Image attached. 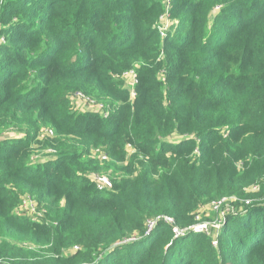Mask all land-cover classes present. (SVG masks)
I'll return each instance as SVG.
<instances>
[{"label":"trees","instance_id":"trees-1","mask_svg":"<svg viewBox=\"0 0 264 264\" xmlns=\"http://www.w3.org/2000/svg\"><path fill=\"white\" fill-rule=\"evenodd\" d=\"M164 1L0 0V127L21 113L29 129L0 142V264H264V0ZM129 71L133 98L117 79ZM31 75L37 92L6 89ZM76 91L107 117L71 115ZM38 119L79 144L34 164ZM109 170L104 191L83 176ZM6 185L35 194L44 221L16 215ZM229 197L215 247L190 227Z\"/></svg>","mask_w":264,"mask_h":264},{"label":"rangeland","instance_id":"rangeland-1","mask_svg":"<svg viewBox=\"0 0 264 264\" xmlns=\"http://www.w3.org/2000/svg\"><path fill=\"white\" fill-rule=\"evenodd\" d=\"M3 2V0H2ZM166 0L163 2L165 3ZM215 13H217V10H214ZM168 24H172L171 21H166V26H168ZM160 25V22L158 21V23L156 24ZM171 26H169L168 28H170ZM3 30V29H2ZM7 40L6 37L4 35L0 34V47L6 46L7 45ZM72 52L69 51L68 52V56L71 57ZM4 56L3 53H0V58H2ZM76 57V56H75ZM31 71H29L30 74ZM124 75V74H123ZM122 76H119L117 79L121 80L122 82V89H131L130 86V82L132 81L131 78H125ZM1 81V80H0ZM38 83H43V81L41 79L36 80L34 79V76H28L26 77L24 80L23 79H19L17 80V85L15 88L12 87V85L10 86V84L7 82L5 83L6 89H14V90H19L18 93H22L25 94L27 92H37V88L36 86H38ZM1 85V82H0ZM5 89V87H3ZM67 100H68V112L73 115L74 117L77 116H96V117H100V118H105L107 117V110H109L106 106V103L102 100V99H95L90 97V95H86L85 93L81 92V91H76V92H70L67 94L66 96ZM8 104V103H7ZM7 107H2L1 108V112L3 114H7ZM18 118L21 119L20 123H16L14 126L12 127H8V128H4V127H0V130H3V132H0V142L4 141V140H9V139H19V138H23L24 137V133L25 131L28 132V127L24 122V116L21 113H18L17 115ZM36 120V116L33 119V121ZM38 123L40 124V131H39V135H38V140L40 141V146L38 148H34L31 154V161L35 164H43L47 161L53 160L55 158L56 155V149L54 146H57V142L63 144L65 142H70V143H75V144H79L77 143L78 141H76L75 137L72 136H68V135H62L58 132L55 131V129L52 127L51 124L49 123H45V119H38L37 120ZM83 141L85 142V144L87 145L86 148H88L89 152V156L90 158L93 159H99L100 157L104 156V150L103 148L100 146L98 148H94L91 145H88L89 141L88 139H83ZM53 144V149L52 147H50ZM34 147V146H33ZM126 152L131 153V148L128 146L126 149ZM128 157V156H127ZM51 162V161H50ZM114 166V169L116 171H118L120 174L123 173V169H124V165L125 162H113L112 163ZM118 168V169H116ZM111 172V170H109V172L107 173L106 176L109 175V173ZM94 174H96L94 171H89L86 172L83 176H86L88 179H92V177L94 176ZM22 187V186H21ZM23 188V187H22ZM5 190L8 193H11L10 198L11 201L14 202L17 205H19L16 201H14L13 196H15L17 198L18 201L21 202V200L28 196L30 197L32 200V204L34 205V201L36 202L35 206H37V210L39 209L40 212L42 211L45 215V205L43 206H38V199L36 197L35 194L31 195L27 192L29 191H25L23 188V191H21L18 187L16 186H11V185H6ZM246 191L248 193H256L258 191V186H253V187H249L248 189H246ZM13 195V196H12ZM33 197V198H32ZM221 200V199H220ZM226 202V206L223 207V209L218 212L215 213L213 211H211V209L209 208V204L207 203L204 205V207L198 209V213H199V217L197 218V221H201V223H205L208 227H210V235L212 238L215 237L217 240V235L219 234V232L217 233V229H212V225L214 222H218V220L222 217V216H226L228 213L226 211H228V208L230 207H235V204H233L235 201L233 200V198L229 197V198H225ZM45 203V202H44ZM16 208V207H15ZM14 208V210H15ZM13 210V212H14ZM42 213V214H43ZM21 218H25L23 216H19ZM45 219V218H44ZM217 228V227H215ZM207 236V235H206ZM7 240L13 242V243H18L20 244L21 241L18 240H14L12 238V236H8L6 238ZM214 239V238H213ZM1 240V239H0ZM4 264H9L8 262L4 263Z\"/></svg>","mask_w":264,"mask_h":264},{"label":"built area","instance_id":"built-area-1","mask_svg":"<svg viewBox=\"0 0 264 264\" xmlns=\"http://www.w3.org/2000/svg\"><path fill=\"white\" fill-rule=\"evenodd\" d=\"M165 4L167 6L168 0H166ZM166 21H169L167 8H166V12L164 13V15L160 17V20H159L160 25H157V30H158V33H159L161 38H163L165 36V33L169 30L168 27L172 25V24H168V26H166ZM123 77L132 79V81L130 82L131 89H129V88L128 89L130 90V97L133 98L134 97L133 86L136 83L135 73H134V71H129V72L125 73L123 75ZM100 159L105 160L106 157L102 156V157H100ZM92 180L95 183L96 189L98 191L108 190V189H111V187H112L111 181L108 178V176H106V175H94L92 177ZM30 199L31 198L28 196L24 197L21 200V202L19 203V205L15 208L14 213L16 215L26 217L29 220H31L32 222L42 223L44 221V213L42 211L40 212L39 209L37 210V208H36L37 206H35L36 202L34 201L35 204L33 205L32 204L33 202ZM233 200L235 201L233 204L237 203V200L235 198H233ZM225 202H226L225 198L211 202L209 204V208L211 209V211L218 213L223 209L224 206H226ZM233 210H234V207L233 208L230 207V208H228V211H226V212L228 213V212H231ZM223 217L224 216H222L218 220L217 223L214 222L212 225V229L218 230L217 233L221 230V221L223 220ZM165 220L168 224L173 226L172 220H170L168 218H166ZM153 226H154L153 221L147 222L148 231L151 230ZM215 227H217V228H215ZM190 229L195 233H201L204 235H210V233H211L210 227H208L205 223H201V221L194 224L192 227H190ZM172 232L174 233V235L176 237L183 235V232L179 231V229L176 227H172ZM213 238L214 239L212 241V245L216 247L217 241H216L215 237H213Z\"/></svg>","mask_w":264,"mask_h":264}]
</instances>
